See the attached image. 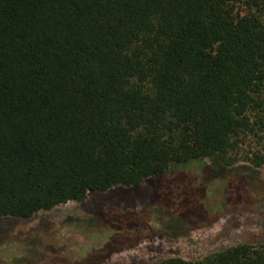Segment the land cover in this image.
Returning a JSON list of instances; mask_svg holds the SVG:
<instances>
[{
  "label": "trees",
  "instance_id": "16d2710c",
  "mask_svg": "<svg viewBox=\"0 0 264 264\" xmlns=\"http://www.w3.org/2000/svg\"><path fill=\"white\" fill-rule=\"evenodd\" d=\"M262 113L264 0H0V218L159 193L191 164L222 178ZM185 195L153 214L186 224ZM133 216L97 212L103 249L141 232ZM156 264H264V246Z\"/></svg>",
  "mask_w": 264,
  "mask_h": 264
},
{
  "label": "rangeland",
  "instance_id": "374dc122",
  "mask_svg": "<svg viewBox=\"0 0 264 264\" xmlns=\"http://www.w3.org/2000/svg\"><path fill=\"white\" fill-rule=\"evenodd\" d=\"M236 10L247 12L242 4ZM252 121L259 123L256 114ZM259 126L241 139L233 152L237 161L222 178L202 164H191L164 181L159 193L154 194L155 183H146L107 197L90 194L82 203L68 202L30 219L0 218V264H156L170 258L194 262L241 244L264 246V160L257 165L259 157L264 159V126ZM184 193L187 215L193 203L200 208L186 224H168V211L161 217L153 214L152 201L183 198ZM101 210L109 221L134 215L143 222L141 232L103 249L97 232L105 224L95 229L92 225Z\"/></svg>",
  "mask_w": 264,
  "mask_h": 264
}]
</instances>
